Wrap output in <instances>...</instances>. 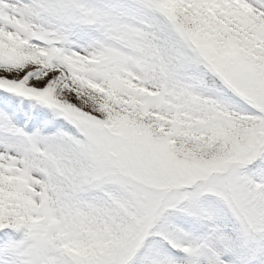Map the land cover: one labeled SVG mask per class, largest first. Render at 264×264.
<instances>
[{
	"label": "snow or ice",
	"instance_id": "snow-or-ice-1",
	"mask_svg": "<svg viewBox=\"0 0 264 264\" xmlns=\"http://www.w3.org/2000/svg\"><path fill=\"white\" fill-rule=\"evenodd\" d=\"M0 264H264V0H0Z\"/></svg>",
	"mask_w": 264,
	"mask_h": 264
}]
</instances>
